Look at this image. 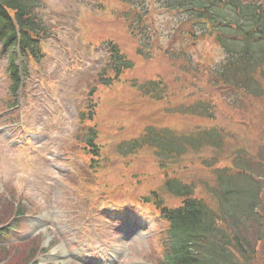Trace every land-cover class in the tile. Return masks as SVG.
I'll use <instances>...</instances> for the list:
<instances>
[{"label": "rangeland", "instance_id": "rangeland-1", "mask_svg": "<svg viewBox=\"0 0 264 264\" xmlns=\"http://www.w3.org/2000/svg\"><path fill=\"white\" fill-rule=\"evenodd\" d=\"M242 1L264 7V0ZM38 2L35 10L48 36L41 40L38 60L17 62L28 74L19 109L11 112L12 46L4 48L0 42V223L10 219L13 208L22 207L23 228L12 237L27 239L1 252L0 261L20 263L40 245L35 264H83L82 252L96 257L95 264L113 253L114 264H160L166 226L152 208L139 202L132 208L130 202L151 190L160 192L162 175L150 149L123 155V143L149 127H175L184 133L209 127L225 136L220 154L209 149V158L218 159L211 166H229L240 151L238 167L264 177V95L227 97L229 93L217 91L215 118L209 120L178 109L172 113L174 106L189 104L182 90L208 85L209 70L227 58L213 38L199 36L185 11L168 10L164 0H132L134 7L147 11L136 37L119 18L128 8L116 0ZM115 49L129 60L130 69L118 78L111 75L108 86L98 84L100 73L112 68ZM153 79L161 82L158 101L140 92ZM81 112L84 122L78 119ZM89 129L100 131V166L77 142H84ZM203 156L191 150L170 173L190 181L196 196L209 198L205 184L213 185L214 177ZM260 183L264 187V179ZM160 194L170 206L178 205ZM33 217L41 223L37 230ZM126 221L133 224L124 230ZM127 233L136 238L125 241ZM243 234L255 249L252 264H264V233L256 247L253 229ZM233 260L242 264L241 258Z\"/></svg>", "mask_w": 264, "mask_h": 264}, {"label": "trees", "instance_id": "trees-1", "mask_svg": "<svg viewBox=\"0 0 264 264\" xmlns=\"http://www.w3.org/2000/svg\"><path fill=\"white\" fill-rule=\"evenodd\" d=\"M117 2L128 8L121 12L120 19L127 23L132 36H141L147 11L134 7L132 0ZM164 4L168 10L185 11L191 20L189 24L200 29L199 36L213 38L227 55L225 62L209 70L208 85L182 90L189 104L174 106L172 113L184 112L209 120L215 118L217 91L223 95L229 93L227 97L240 94L258 98L264 95V7L242 0H164ZM35 6V0H0V41L4 48L11 45L28 57L35 56V45L46 34ZM111 58L112 68H106L101 74L104 76L99 84L104 86L110 85L111 75L118 78L130 69L129 60L119 49L113 51ZM19 78L17 67L12 63L14 86H18ZM160 87V81L151 80L140 88V92L158 101L162 96ZM230 102L239 106L237 99ZM92 137L88 140L89 147H92L95 135ZM224 138L223 132L209 127L191 133L179 132L175 127H149L140 137L125 143L123 155H137L144 148L150 149L155 160L153 164L162 175L160 188L165 190L168 200L178 204L170 206L157 190L149 191L146 196L169 224L165 264H233L234 257L241 258L242 264H252L255 260L253 244L247 241L243 232L253 229L258 237L255 247L262 240L264 187L260 182L264 177L238 167L243 162L240 151L229 166H211L218 159L209 158V149L220 154ZM191 150L195 154L202 153L203 165L212 170L213 185L205 184L212 202L209 198L196 196V188L190 181L170 173ZM36 248L29 250L28 256L15 264H29ZM1 249L2 246L0 253L4 252Z\"/></svg>", "mask_w": 264, "mask_h": 264}]
</instances>
